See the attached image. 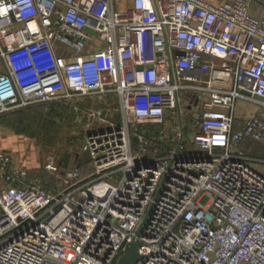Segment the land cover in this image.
I'll use <instances>...</instances> for the list:
<instances>
[{"label": "built area", "instance_id": "1", "mask_svg": "<svg viewBox=\"0 0 264 264\" xmlns=\"http://www.w3.org/2000/svg\"><path fill=\"white\" fill-rule=\"evenodd\" d=\"M127 2L0 0V115L81 110L91 168L47 155L48 188L0 149V264H119L133 242L135 264H264V158L239 148L264 145V13ZM40 44L48 70L17 84L8 55Z\"/></svg>", "mask_w": 264, "mask_h": 264}, {"label": "crops", "instance_id": "2", "mask_svg": "<svg viewBox=\"0 0 264 264\" xmlns=\"http://www.w3.org/2000/svg\"><path fill=\"white\" fill-rule=\"evenodd\" d=\"M118 8H124L128 0H116ZM250 12L255 17H261L264 13V0H248ZM54 55H63L64 49L60 43L54 45ZM50 51L45 44L28 47L20 52L8 55L6 64L9 72L17 84L33 81L42 72L48 70ZM85 102V101H84ZM88 104V103H86ZM46 106L48 102L30 105L28 109L12 111L7 116H0V149L11 155L15 167L28 169L26 183H36L45 187H53L51 176L41 167V154L39 147L27 130L30 124L29 112L38 109L39 106ZM28 116V117H27ZM30 121V120H29ZM1 187V182H0Z\"/></svg>", "mask_w": 264, "mask_h": 264}, {"label": "rangeland", "instance_id": "3", "mask_svg": "<svg viewBox=\"0 0 264 264\" xmlns=\"http://www.w3.org/2000/svg\"><path fill=\"white\" fill-rule=\"evenodd\" d=\"M73 104H79L78 106L84 108L93 107L89 99L80 100ZM54 106L58 109L56 115L53 116L46 113L49 108L33 109L28 114L34 123L28 120L30 126L27 132L39 147L42 158L41 167H43L45 157L53 155L58 158L63 168H71L79 163L82 173L87 174L91 169L90 157L82 151L84 135L87 130V118L81 110L75 111L73 108H67L60 102H54ZM255 108L254 104L251 103L238 104L237 114L241 117L246 116L250 110ZM40 113L42 115L34 117ZM262 113L264 116V109ZM239 148L245 153L264 158V145L257 141L247 139Z\"/></svg>", "mask_w": 264, "mask_h": 264}, {"label": "water", "instance_id": "4", "mask_svg": "<svg viewBox=\"0 0 264 264\" xmlns=\"http://www.w3.org/2000/svg\"><path fill=\"white\" fill-rule=\"evenodd\" d=\"M258 99H261L258 97ZM139 259L138 247L135 242L131 243L128 251L121 257L119 264H135Z\"/></svg>", "mask_w": 264, "mask_h": 264}, {"label": "trees", "instance_id": "5", "mask_svg": "<svg viewBox=\"0 0 264 264\" xmlns=\"http://www.w3.org/2000/svg\"><path fill=\"white\" fill-rule=\"evenodd\" d=\"M30 106V105H29ZM29 106H26L25 107V109H28V108H31V107H29ZM64 106H66L67 108H71V106H68V105H65L64 104ZM42 108H49V110H48V112H46V113H48V114H51L52 116L53 115H56V113H57V107H55L54 106V102H48V105H46V106H39V110H42ZM18 110H16L15 112H17ZM9 113H13V112H8V114ZM8 114H4V115H0L1 117L2 116H7ZM40 116V115H42V113H40V114H37L36 116H34V117H37V116ZM28 117V116H27ZM29 120L31 121V122H33L34 123V121L32 120V118H29ZM242 144V143H241Z\"/></svg>", "mask_w": 264, "mask_h": 264}]
</instances>
